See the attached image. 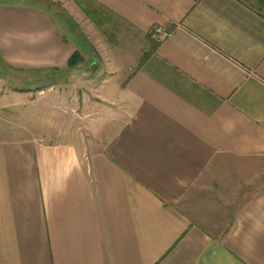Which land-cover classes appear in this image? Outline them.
<instances>
[{
  "label": "crops",
  "instance_id": "obj_1",
  "mask_svg": "<svg viewBox=\"0 0 264 264\" xmlns=\"http://www.w3.org/2000/svg\"><path fill=\"white\" fill-rule=\"evenodd\" d=\"M92 1L167 37L125 78L79 64L39 90L43 129L0 138V264H264V189L236 190L251 196L225 228L181 206L219 159H264V18L239 0ZM63 3L83 37L89 19ZM68 30L0 5V59L63 71L75 50L96 51Z\"/></svg>",
  "mask_w": 264,
  "mask_h": 264
},
{
  "label": "rangeland",
  "instance_id": "obj_2",
  "mask_svg": "<svg viewBox=\"0 0 264 264\" xmlns=\"http://www.w3.org/2000/svg\"><path fill=\"white\" fill-rule=\"evenodd\" d=\"M0 1L10 2V0ZM17 1L18 3L24 2V0ZM46 1L45 4L49 7L46 10L57 12L63 18L66 15L69 18L68 24L70 22L75 24L73 16H69L64 10L63 1L65 0ZM244 2L250 7L257 8L255 0H244ZM34 6L38 7L39 4ZM51 18L56 24H59L58 18ZM68 18L65 20L67 21ZM115 21L113 23L111 20L107 21V26L110 29L108 36L102 34L99 29L95 30V34H92L90 30L86 29L90 25L89 21L85 22L84 26H80L85 41L90 45L93 44L96 48V51L92 49L93 51L88 50L89 53H84L85 60L81 64V74L84 77L100 76L104 80L114 75L125 78L144 60L152 49L153 42L157 43L156 40L135 33L121 21ZM90 47L92 48V46ZM8 77L12 83L0 78V138L19 133L26 135L33 127L43 129L45 123L51 121L49 110H45L49 106L45 105L47 102H45L44 96H41V91L44 89L35 91V85L30 87L22 83L23 77H21V81H19L20 77L16 78L11 73H8ZM20 89H24V92H21ZM69 103L75 104V100H69ZM73 112L71 111V113ZM55 119L59 120L56 117ZM75 119L74 116L69 120L74 136L77 127V124L75 126L74 123ZM78 128L82 133V125H78ZM253 187H255V193L264 189V159L255 162V159L221 158L219 162L212 165L209 172H206L198 180L192 192L181 202V206L185 210H194L202 222H206L203 220L205 213H209V215L212 213L210 215L212 225L225 228L226 221L230 218L236 205L251 196L250 194L240 195L236 190L252 189ZM220 189L223 191L219 192ZM207 205H211L213 208L216 206L214 210L208 209V212H205Z\"/></svg>",
  "mask_w": 264,
  "mask_h": 264
},
{
  "label": "trees",
  "instance_id": "obj_3",
  "mask_svg": "<svg viewBox=\"0 0 264 264\" xmlns=\"http://www.w3.org/2000/svg\"><path fill=\"white\" fill-rule=\"evenodd\" d=\"M73 1L81 9V11L85 14V16L89 19V21L93 23L104 35L108 36L110 34L109 28L106 27L107 21H109L108 13L106 11H103L104 10L103 8L95 5L92 0H73ZM239 1L245 3L244 0H239ZM255 1L257 4V8L250 6L249 7L254 9L257 14H259L261 17L264 18V0H255ZM25 2L28 4H26ZM46 2H47L46 0H24V2L22 1V3H18L17 0H13V1L10 0V2L0 1V5H14L19 7H24L38 13L46 14L49 17H53V18L56 17L58 18L59 26L69 28L67 35L75 44V46L78 47L83 45L85 46L86 41L82 37V35L77 34L75 30L76 25L75 24L73 25V23L71 22L68 24L69 18L66 15L64 16L66 19L68 18L67 21L59 13L46 10L47 8H49L45 4ZM37 4H39V6L35 7L34 5ZM90 51H93L92 48H90ZM83 53H86V51H83ZM83 53L78 49L75 50L71 55V57L68 59L67 67L63 71L59 69H51V68L19 69L5 64L0 59V78L9 81L10 78L8 77V73H11L12 75H15L16 78L20 77L19 81H21V77H23L24 78V80L22 81L23 84H27L30 87L35 85L36 88L35 91H39L42 90L43 88H46L50 85L56 84L57 82L64 81L65 79H67V77L70 76V72L76 70L78 68V65L84 62L85 59ZM9 82L12 83V81ZM20 91L24 92V89H20Z\"/></svg>",
  "mask_w": 264,
  "mask_h": 264
},
{
  "label": "built area",
  "instance_id": "obj_4",
  "mask_svg": "<svg viewBox=\"0 0 264 264\" xmlns=\"http://www.w3.org/2000/svg\"><path fill=\"white\" fill-rule=\"evenodd\" d=\"M154 36H155L157 41H162L167 37V35L164 32H162L161 29H159V28L155 29Z\"/></svg>",
  "mask_w": 264,
  "mask_h": 264
}]
</instances>
